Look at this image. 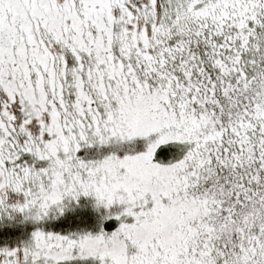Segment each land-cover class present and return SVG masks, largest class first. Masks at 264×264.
<instances>
[{"label": "snow or ice", "instance_id": "6c2138e0", "mask_svg": "<svg viewBox=\"0 0 264 264\" xmlns=\"http://www.w3.org/2000/svg\"><path fill=\"white\" fill-rule=\"evenodd\" d=\"M0 264H264V0H0Z\"/></svg>", "mask_w": 264, "mask_h": 264}]
</instances>
